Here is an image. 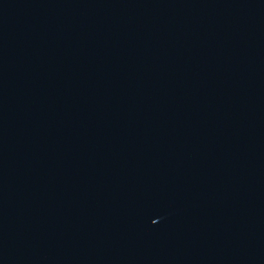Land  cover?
Segmentation results:
<instances>
[{
	"label": "water",
	"instance_id": "1",
	"mask_svg": "<svg viewBox=\"0 0 264 264\" xmlns=\"http://www.w3.org/2000/svg\"><path fill=\"white\" fill-rule=\"evenodd\" d=\"M264 0H0V264H263Z\"/></svg>",
	"mask_w": 264,
	"mask_h": 264
}]
</instances>
